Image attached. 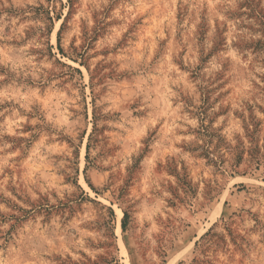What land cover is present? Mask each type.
I'll return each instance as SVG.
<instances>
[{"label":"rangeland","instance_id":"rangeland-1","mask_svg":"<svg viewBox=\"0 0 264 264\" xmlns=\"http://www.w3.org/2000/svg\"><path fill=\"white\" fill-rule=\"evenodd\" d=\"M0 264H264V0H0Z\"/></svg>","mask_w":264,"mask_h":264},{"label":"trees","instance_id":"trees-1","mask_svg":"<svg viewBox=\"0 0 264 264\" xmlns=\"http://www.w3.org/2000/svg\"><path fill=\"white\" fill-rule=\"evenodd\" d=\"M126 218H127V215L124 214V218H123V221H122V229H124Z\"/></svg>","mask_w":264,"mask_h":264}]
</instances>
